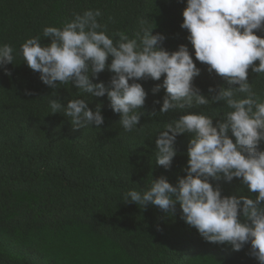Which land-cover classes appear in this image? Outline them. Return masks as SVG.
<instances>
[{
	"label": "trees",
	"instance_id": "obj_1",
	"mask_svg": "<svg viewBox=\"0 0 264 264\" xmlns=\"http://www.w3.org/2000/svg\"><path fill=\"white\" fill-rule=\"evenodd\" d=\"M185 8L186 0H0V45H11L15 57L5 66L11 75L0 69V264H258L250 243L234 251L228 244L206 242L180 218L179 204L170 214L123 201L129 190H146L151 177L164 176L175 186L186 176L190 134L176 137L177 155L168 170L155 163L156 135L188 111L212 116L215 125L230 111L223 102L159 114L165 89L156 94L152 89L164 76L139 80L148 93L140 128L126 132L107 95L89 96L59 82L45 85L20 54L29 38L40 36L42 46L51 43L42 36L44 27L62 28L74 13L99 9L98 22L110 36L124 32L131 38L145 21L154 27L153 35L166 37L162 47L169 52L187 45L201 70L193 83L211 99L209 87L228 85L196 60L189 33L181 28ZM248 73L264 99V73L251 68ZM113 75L106 68L93 82L107 86ZM80 98L93 111L100 106L103 125L77 128L63 112L50 113V99L66 106ZM210 182L225 196L257 195L237 178Z\"/></svg>",
	"mask_w": 264,
	"mask_h": 264
},
{
	"label": "clouds",
	"instance_id": "obj_2",
	"mask_svg": "<svg viewBox=\"0 0 264 264\" xmlns=\"http://www.w3.org/2000/svg\"><path fill=\"white\" fill-rule=\"evenodd\" d=\"M101 15L99 9H89L74 13L62 28L44 27L42 36L51 37V43L42 46L40 36L27 39L20 48L23 60L40 73L45 85L56 87L59 82L89 96L107 95L126 132L140 128V109L148 93L139 80L159 81L164 76L162 85L152 89L153 94L165 89L159 114L223 102L230 111L215 125L212 116L188 111L156 135L155 163L168 170L177 155L176 137L190 134L186 176L175 186L164 176L151 177L146 190H129L123 201L142 208L155 205L170 214L179 204L180 218L206 242L228 244L234 251L250 243V255L264 264V150L260 148L264 142V99L248 82L249 68L264 73V36L256 34L264 33V0H186L181 28L189 33L195 58L228 85L209 87L211 99L193 83L201 70L187 45L169 52L162 47L166 37L153 35L154 27L146 26L145 21L131 38L124 32L110 36L98 22ZM14 58L11 45H0V69L6 75L11 73L5 66ZM257 60L258 65L254 63ZM106 68L114 73L108 85L94 83ZM25 94L32 92L25 90ZM49 107L50 113L63 112L77 128L104 124L100 106L93 111L84 98L69 100L66 106L50 99ZM234 178L257 195L225 196L210 182L223 179L230 183Z\"/></svg>",
	"mask_w": 264,
	"mask_h": 264
}]
</instances>
